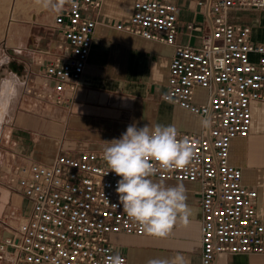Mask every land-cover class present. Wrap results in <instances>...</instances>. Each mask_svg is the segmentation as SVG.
Returning <instances> with one entry per match:
<instances>
[{
    "label": "built area",
    "instance_id": "obj_1",
    "mask_svg": "<svg viewBox=\"0 0 264 264\" xmlns=\"http://www.w3.org/2000/svg\"><path fill=\"white\" fill-rule=\"evenodd\" d=\"M103 3L75 0V7L66 3L62 13L52 14L56 39L36 62L39 81L28 74L24 79L25 94L64 110L72 107ZM197 6L208 30L196 44L194 22L179 24L177 0H132V14L113 28L173 48L162 101L211 121L199 133L178 131L195 151L185 169L153 178L199 184L200 264H215L221 254L264 253L257 192L242 185L241 170L229 161L231 142L249 135L252 104L264 103V45L251 40L248 26L228 21L231 10H262L264 0H198ZM102 155L60 152L49 164L19 165L0 174V184L28 207L17 227L0 238V264H107L118 254L110 235L144 234L119 205L120 177Z\"/></svg>",
    "mask_w": 264,
    "mask_h": 264
},
{
    "label": "crops",
    "instance_id": "obj_2",
    "mask_svg": "<svg viewBox=\"0 0 264 264\" xmlns=\"http://www.w3.org/2000/svg\"><path fill=\"white\" fill-rule=\"evenodd\" d=\"M197 1L177 0L180 26L194 22L193 44L208 30ZM131 14L132 0H104L96 16L98 24L84 74L69 110L46 104L21 90L20 105L0 126V174L10 173L19 165L49 164L60 152L101 151L105 141L120 138L134 123L137 127L171 124L178 131L192 133L203 130L199 117L162 101L173 48L113 28ZM228 21L248 26L251 40L264 45V9L231 10ZM12 70L17 71L14 66ZM18 72L24 80L28 68L20 66ZM251 113L249 135L231 142L229 161L241 170L242 185L257 192L256 212L264 225V103L252 104ZM163 182L173 186L182 183L187 189L192 213L189 222L177 223L166 238L112 234L111 248L124 255L129 264H147L149 259L170 258L178 252L188 264H200V186ZM27 213L23 198L0 184V238ZM215 264H264V253L221 254Z\"/></svg>",
    "mask_w": 264,
    "mask_h": 264
},
{
    "label": "clouds",
    "instance_id": "obj_3",
    "mask_svg": "<svg viewBox=\"0 0 264 264\" xmlns=\"http://www.w3.org/2000/svg\"><path fill=\"white\" fill-rule=\"evenodd\" d=\"M35 3L56 14L63 12L66 3L75 7V0H35ZM10 62L6 51H0V68ZM23 87V79L14 72L6 69L0 74V124L10 118ZM201 123L204 127L211 126L207 119ZM101 151L109 170L120 177L115 189L119 205L142 233L166 238L177 223L189 222L192 213L185 186L153 179L162 171L185 169L195 156L194 148L186 139L179 138L174 125L131 124L120 138L105 141ZM107 264H122L120 255L110 257ZM147 264H188V259L178 252L170 258L149 259Z\"/></svg>",
    "mask_w": 264,
    "mask_h": 264
},
{
    "label": "rangeland",
    "instance_id": "obj_4",
    "mask_svg": "<svg viewBox=\"0 0 264 264\" xmlns=\"http://www.w3.org/2000/svg\"><path fill=\"white\" fill-rule=\"evenodd\" d=\"M52 14L37 6L35 0H0V51L11 57V62L0 68V74L6 69L13 72L14 66V73L22 77L18 72L21 66L28 68L29 79L36 81L41 74L36 62L46 58V51L56 39ZM21 97L13 109L20 105Z\"/></svg>",
    "mask_w": 264,
    "mask_h": 264
},
{
    "label": "bare ground",
    "instance_id": "obj_5",
    "mask_svg": "<svg viewBox=\"0 0 264 264\" xmlns=\"http://www.w3.org/2000/svg\"><path fill=\"white\" fill-rule=\"evenodd\" d=\"M1 125V124H0Z\"/></svg>",
    "mask_w": 264,
    "mask_h": 264
}]
</instances>
